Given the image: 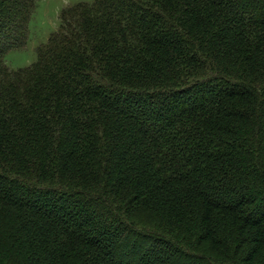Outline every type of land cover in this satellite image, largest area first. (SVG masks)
Listing matches in <instances>:
<instances>
[{"label":"trees","instance_id":"trees-1","mask_svg":"<svg viewBox=\"0 0 264 264\" xmlns=\"http://www.w3.org/2000/svg\"><path fill=\"white\" fill-rule=\"evenodd\" d=\"M37 4L0 0V264H264V0L78 1L12 68Z\"/></svg>","mask_w":264,"mask_h":264},{"label":"rangeland","instance_id":"rangeland-1","mask_svg":"<svg viewBox=\"0 0 264 264\" xmlns=\"http://www.w3.org/2000/svg\"><path fill=\"white\" fill-rule=\"evenodd\" d=\"M78 1L93 2L94 0H38L36 11L30 23V40L26 47L8 53L9 65L12 68H21L35 62L38 57L37 47L46 42L51 33L59 27L62 10ZM214 240L217 241V239ZM217 243L222 245L220 242Z\"/></svg>","mask_w":264,"mask_h":264}]
</instances>
